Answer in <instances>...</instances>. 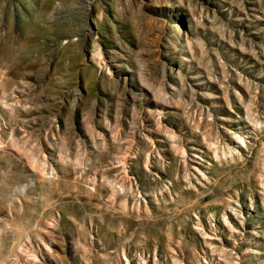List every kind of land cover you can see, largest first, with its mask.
<instances>
[{
	"label": "rangeland",
	"instance_id": "rangeland-1",
	"mask_svg": "<svg viewBox=\"0 0 264 264\" xmlns=\"http://www.w3.org/2000/svg\"><path fill=\"white\" fill-rule=\"evenodd\" d=\"M0 264H264V0H0Z\"/></svg>",
	"mask_w": 264,
	"mask_h": 264
}]
</instances>
